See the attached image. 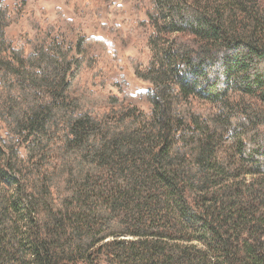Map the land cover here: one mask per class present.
Segmentation results:
<instances>
[{
  "label": "trees",
  "instance_id": "trees-1",
  "mask_svg": "<svg viewBox=\"0 0 264 264\" xmlns=\"http://www.w3.org/2000/svg\"><path fill=\"white\" fill-rule=\"evenodd\" d=\"M135 1L149 111L94 90L103 38L13 41L0 0V264H264V0Z\"/></svg>",
  "mask_w": 264,
  "mask_h": 264
},
{
  "label": "rangeland",
  "instance_id": "rangeland-1",
  "mask_svg": "<svg viewBox=\"0 0 264 264\" xmlns=\"http://www.w3.org/2000/svg\"><path fill=\"white\" fill-rule=\"evenodd\" d=\"M4 1L16 19L7 29V34L13 41L26 42L34 36V26L37 22L45 25L57 24L52 39L62 40L70 29L66 19L73 21L71 26L76 39L81 36L103 38L109 48L124 61L125 68L122 72L114 73L110 82L97 85L94 90L118 97L123 96L122 90H125L130 93L131 101L141 110H150L151 105L143 93L151 84L139 78L130 63L131 58L138 57L142 65L147 67L152 55L148 27L137 26L138 20L145 19L146 15L139 10L135 0H108L102 12L101 21L104 26L96 22L89 10L69 7L67 0ZM127 22L132 25H128ZM96 50L99 58L103 60L102 48L97 46Z\"/></svg>",
  "mask_w": 264,
  "mask_h": 264
}]
</instances>
